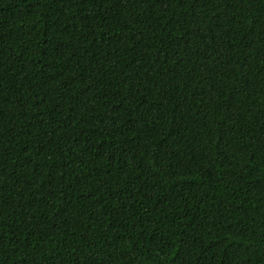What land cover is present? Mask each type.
<instances>
[{"label": "trees", "instance_id": "16d2710c", "mask_svg": "<svg viewBox=\"0 0 264 264\" xmlns=\"http://www.w3.org/2000/svg\"><path fill=\"white\" fill-rule=\"evenodd\" d=\"M0 264H264V0H0Z\"/></svg>", "mask_w": 264, "mask_h": 264}]
</instances>
